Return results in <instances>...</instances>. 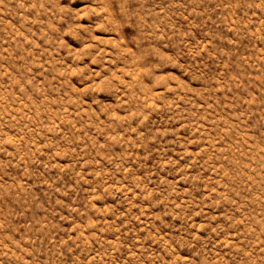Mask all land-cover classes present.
I'll use <instances>...</instances> for the list:
<instances>
[{
	"label": "rangeland",
	"instance_id": "1",
	"mask_svg": "<svg viewBox=\"0 0 264 264\" xmlns=\"http://www.w3.org/2000/svg\"><path fill=\"white\" fill-rule=\"evenodd\" d=\"M0 264H264V0H0Z\"/></svg>",
	"mask_w": 264,
	"mask_h": 264
}]
</instances>
